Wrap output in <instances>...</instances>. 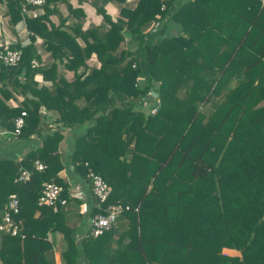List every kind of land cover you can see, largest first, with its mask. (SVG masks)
<instances>
[{"label":"trees","instance_id":"1","mask_svg":"<svg viewBox=\"0 0 264 264\" xmlns=\"http://www.w3.org/2000/svg\"><path fill=\"white\" fill-rule=\"evenodd\" d=\"M107 1L90 2L109 27L83 30L85 13L70 0H45L37 16L22 12L26 0H0L5 24L14 30L23 20L26 30L11 41L20 60L0 61V127L11 131L25 110L18 136L28 137L50 121L40 106L57 113L40 147L0 159V213L10 192L20 202L19 232L0 230L2 264H55L47 237L55 230L66 242L62 264H264V0H111L120 4L115 20ZM12 89L28 99L8 105ZM150 102L153 113L143 109ZM68 125L85 126L72 152L76 172L87 186L97 172L111 189L101 206L94 198L92 213L127 205L120 228L116 219L102 234L75 238L65 207L81 198L58 175ZM21 167L28 181L15 180ZM44 181L62 186L54 205L37 203Z\"/></svg>","mask_w":264,"mask_h":264},{"label":"crops","instance_id":"2","mask_svg":"<svg viewBox=\"0 0 264 264\" xmlns=\"http://www.w3.org/2000/svg\"><path fill=\"white\" fill-rule=\"evenodd\" d=\"M91 0H70V3L73 7L79 6L83 9L85 13V19L81 28L84 30L86 27L93 23L99 24L104 29L109 27V23L105 21L102 14L96 11L95 6L90 2ZM179 2L181 0H175ZM137 0H127L128 5L134 6ZM120 4L115 1H107L105 3V9L108 14L112 17L113 20L116 19L118 16ZM61 11L63 12V16L67 14L66 9L62 6L60 7ZM64 10V11H63ZM2 13L0 12V39H8L10 41H15L17 39V35L21 38L25 37V28H24V21L19 20L16 25L15 29L12 30L8 25L5 24ZM53 20L55 22L58 21V16L53 15ZM75 20V18L70 17L67 21L70 22ZM168 31H176V25L173 22L168 21L167 25ZM16 32V34H15ZM78 42L83 44V40L81 37L77 38ZM127 40V39H126ZM41 38H38L35 42L37 45L40 44ZM127 43V41H126ZM125 43V44H126ZM47 52H42V59H46ZM33 62L37 65L39 64V60L34 59ZM91 64L96 62L99 65L98 60L94 56H92L89 60ZM69 75V74H68ZM34 78L40 84H49L50 80L43 79L40 73H36ZM21 81L23 82V78L20 77ZM12 93L10 97L6 100V103L12 107H17L18 104L22 103L27 97L24 94L17 92L16 90L12 89ZM40 114H46L47 118L50 121H46L45 119H41L39 121V132L32 133L28 137H20L10 130L4 129L5 127H0V159H7L18 161L25 155L28 151L36 149L40 147L46 138V134L48 129H53L57 125L54 123L55 118L57 117L56 111H47L45 108L40 106L39 108ZM85 132V126H65L61 130L62 138L59 141L57 152L60 155V159L62 164V168L58 171V175L62 179H66L70 184V191L72 194L82 195L78 204H72L70 207H65L66 215L69 217V225L75 228L74 236L78 239L80 236L88 233L89 228V216L92 215V209L95 206V199L89 189V186L86 185V181L82 176H80L74 167V163L72 162V152L78 137ZM7 176V175H6ZM8 183V179L5 180ZM75 195V196H77ZM78 197V196H77ZM1 214V213H0ZM40 214V210L35 208L34 210V217H37ZM1 216V215H0ZM121 216L125 217L121 214ZM119 218V217H118ZM123 219V220H122ZM121 221L126 224L127 219L121 218ZM120 222V218L117 219L116 226L117 228L121 227L118 224ZM48 239L52 242L53 245V258L55 264H62L61 261V252L66 246V242L64 240L63 234L60 230L55 231H48ZM116 235L113 236V240L115 243ZM222 252L229 254V255H240L239 250L230 247H223ZM82 260L78 262V264H82ZM0 264H2L0 259Z\"/></svg>","mask_w":264,"mask_h":264},{"label":"built area","instance_id":"3","mask_svg":"<svg viewBox=\"0 0 264 264\" xmlns=\"http://www.w3.org/2000/svg\"><path fill=\"white\" fill-rule=\"evenodd\" d=\"M45 0H26V4L22 7L23 13H28L31 16H37L43 12V4ZM157 25V24H156ZM155 25V26H156ZM21 49L11 47V41L8 39L0 40V61L5 65H15L21 58ZM26 111L23 110L14 119V127L11 130L12 133L18 135L25 124ZM35 167L41 170L45 167V163L39 159L35 160ZM31 178V172L25 167H21L15 176L16 181H28ZM89 189L93 197L98 201L97 205L107 201L110 195V186L103 176L97 172H89ZM62 190V186L54 181H44L40 194L37 197V203L39 205H54ZM77 195V194H75ZM81 197L82 195H77ZM19 197L16 192H10L8 198L3 206V211L0 220V230H4L11 234H17L19 232V225L14 219V214L19 211ZM123 206L121 203H109L104 211L92 213L89 216V228L90 234L97 236L104 231L110 229L115 223L117 216L121 213Z\"/></svg>","mask_w":264,"mask_h":264},{"label":"rangeland","instance_id":"4","mask_svg":"<svg viewBox=\"0 0 264 264\" xmlns=\"http://www.w3.org/2000/svg\"><path fill=\"white\" fill-rule=\"evenodd\" d=\"M154 28H155V25H154ZM126 39H127L126 41H128V38ZM155 108H156V105L150 102L149 104H147V106H144L143 109H146L148 112L153 113L155 111ZM213 108H214V95L211 97V100L208 103H205L201 106V110H203V112H205L206 114H209L213 110Z\"/></svg>","mask_w":264,"mask_h":264},{"label":"water","instance_id":"5","mask_svg":"<svg viewBox=\"0 0 264 264\" xmlns=\"http://www.w3.org/2000/svg\"><path fill=\"white\" fill-rule=\"evenodd\" d=\"M151 93H152L153 95H156V94H157V92H155V91H152ZM155 105H156V104H155Z\"/></svg>","mask_w":264,"mask_h":264}]
</instances>
